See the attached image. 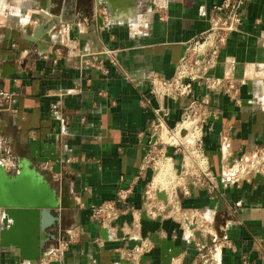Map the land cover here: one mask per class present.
Here are the masks:
<instances>
[{"label": "crops", "instance_id": "crops-1", "mask_svg": "<svg viewBox=\"0 0 264 264\" xmlns=\"http://www.w3.org/2000/svg\"><path fill=\"white\" fill-rule=\"evenodd\" d=\"M221 1L0 0V91L13 94V111L0 98V176L32 187L24 206L0 204V264H42L58 222L73 239L49 264H198L202 250L217 264H264V175L234 184L220 176L227 159L264 146V0L245 2L242 25L208 72L236 90L193 84L194 97L210 101L201 137L207 172L184 170L166 147L176 195L151 203L145 196L156 174V163L145 164L157 141L150 77L174 75ZM101 6L106 16L94 17ZM163 104L172 128L180 104ZM119 189L131 193L118 217L92 221L90 205L115 201ZM39 192L59 218L43 232L33 205Z\"/></svg>", "mask_w": 264, "mask_h": 264}, {"label": "built area", "instance_id": "built-area-1", "mask_svg": "<svg viewBox=\"0 0 264 264\" xmlns=\"http://www.w3.org/2000/svg\"><path fill=\"white\" fill-rule=\"evenodd\" d=\"M246 1L222 0L214 5L212 10L215 17L210 30L191 43L186 55L178 62L174 75L170 79L155 75L150 77V92L158 102V107L154 110L155 119L152 122L157 141L147 151L145 164H154L162 159L168 160L164 148L171 147L182 156L184 170L193 168L200 173L207 172L206 157L201 151V137L203 126L211 112L210 101L207 96L194 97L193 84L200 81L209 93L230 94L236 90L235 84L230 79L214 77L208 72L215 66L217 54L227 35L238 31L242 25L240 10ZM100 12L102 15L107 14L106 8L102 7L94 10V17L99 16ZM103 54L116 64L113 51L104 50ZM12 96L13 94L8 91H0L5 110H12L10 105ZM166 100L179 103L181 107L180 120L172 128L167 127L165 123L169 114V110L163 104ZM185 124L188 127H185ZM256 172L264 175V146L250 148L246 154L227 159L220 176L224 182L234 184ZM172 173L176 177L173 169ZM169 191L168 194L151 185L145 192L146 200L148 203L159 201L157 192L175 197L176 184ZM130 193V189H119L116 192L115 201L90 205V219L102 225L115 220L120 213L118 205L125 204ZM149 209V214L153 215L155 209L153 207ZM163 209L161 205L157 211ZM207 223L201 222V231H205ZM72 239L70 231L63 229L58 222L54 241L44 250L41 263L49 264L61 260ZM213 239H215L214 236ZM198 264H217V262L210 257L209 251L202 250Z\"/></svg>", "mask_w": 264, "mask_h": 264}, {"label": "water", "instance_id": "water-1", "mask_svg": "<svg viewBox=\"0 0 264 264\" xmlns=\"http://www.w3.org/2000/svg\"><path fill=\"white\" fill-rule=\"evenodd\" d=\"M1 175V173H0ZM37 189L42 190V187L38 183L34 185ZM31 184L26 179L18 178L13 180L3 179L0 176V204L2 205H18L24 206L27 204L26 200L30 199V190ZM39 192L38 201L35 206H39L41 208V231H45L46 228L55 224V222L59 221L57 216H54L50 212V208L52 207V202L43 201L41 193ZM156 196L158 199L165 201L166 195L163 192H157ZM52 200V199H51ZM14 217H17V221L30 222L31 216L29 214H25L23 212H12Z\"/></svg>", "mask_w": 264, "mask_h": 264}, {"label": "bare ground", "instance_id": "bare-ground-1", "mask_svg": "<svg viewBox=\"0 0 264 264\" xmlns=\"http://www.w3.org/2000/svg\"><path fill=\"white\" fill-rule=\"evenodd\" d=\"M185 127H188V125L187 124H185L184 125ZM169 158V157H168ZM162 161H163V164L165 163L166 165H164V167H163V165L159 168H157V174L154 176V178H153V180H152V187L153 188H162V187H164L165 185H166V183H165V180H166V175L167 174H165V173H170V172H172V170L171 169H169V161L168 160H164V159H162ZM162 171V172H161ZM161 190H163V189H161Z\"/></svg>", "mask_w": 264, "mask_h": 264}, {"label": "rangeland", "instance_id": "rangeland-1", "mask_svg": "<svg viewBox=\"0 0 264 264\" xmlns=\"http://www.w3.org/2000/svg\"><path fill=\"white\" fill-rule=\"evenodd\" d=\"M100 8H102V6L100 7ZM106 16V15H105ZM163 165V167H164V165H166L165 163L163 164V161L162 160H158L157 162H156V174H157V168L159 167H161L162 165ZM169 164V169H171L172 170V167H171V165H170V163H168ZM161 165V166H160ZM165 168V167H164ZM162 172V171H161ZM155 174V175H156ZM165 174H167L166 175V180H165V183H166V185L164 186V187H162V188H157L158 190H161V189H163V191L165 192H168V194L170 193V189L172 188V186L173 185H175V184H177V182H178V179H176V177L174 176V174L172 173V172H170V173H165ZM173 174V175H172Z\"/></svg>", "mask_w": 264, "mask_h": 264}]
</instances>
